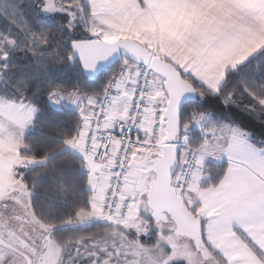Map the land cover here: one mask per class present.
Listing matches in <instances>:
<instances>
[{
  "label": "snow or ice",
  "instance_id": "6c2138e0",
  "mask_svg": "<svg viewBox=\"0 0 264 264\" xmlns=\"http://www.w3.org/2000/svg\"><path fill=\"white\" fill-rule=\"evenodd\" d=\"M0 264H264V0H0Z\"/></svg>",
  "mask_w": 264,
  "mask_h": 264
},
{
  "label": "trees",
  "instance_id": "16d2710c",
  "mask_svg": "<svg viewBox=\"0 0 264 264\" xmlns=\"http://www.w3.org/2000/svg\"><path fill=\"white\" fill-rule=\"evenodd\" d=\"M27 2H28V0H25V3H27ZM44 19L48 23L53 22L50 18L45 17ZM56 23H58V21H56ZM205 106L207 107V109L209 111H214L218 116H222L226 119L234 120V121L242 124L247 129L255 132L257 134V138H260L262 126H261L259 120L254 119L253 117L249 116L248 114H246V113H244V112H242L236 108L226 109L218 101H216L212 98L207 99ZM55 119L62 121V122H65V123H71L75 118L70 113H66L63 115L56 116ZM39 131L40 130H37L38 133H39ZM51 131H52L51 126L44 129V133L46 135L48 133H50ZM209 163H215V162H209ZM51 195H53V193L45 192V190H43V189L41 190V196L42 197H48ZM41 203H45V200L42 199Z\"/></svg>",
  "mask_w": 264,
  "mask_h": 264
},
{
  "label": "built area",
  "instance_id": "2783aa9c",
  "mask_svg": "<svg viewBox=\"0 0 264 264\" xmlns=\"http://www.w3.org/2000/svg\"><path fill=\"white\" fill-rule=\"evenodd\" d=\"M133 136L135 135V133L132 134Z\"/></svg>",
  "mask_w": 264,
  "mask_h": 264
}]
</instances>
